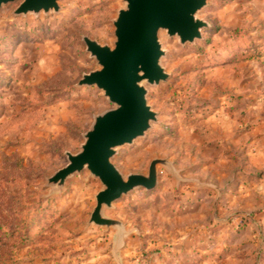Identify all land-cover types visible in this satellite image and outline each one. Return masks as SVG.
<instances>
[{"label":"rangeland","instance_id":"obj_1","mask_svg":"<svg viewBox=\"0 0 264 264\" xmlns=\"http://www.w3.org/2000/svg\"><path fill=\"white\" fill-rule=\"evenodd\" d=\"M20 3L0 10V264H264V183L223 203L208 198L234 176L239 150L264 165V139L253 136L264 132V0H208L198 17L209 27L194 43L159 33L169 78L145 84L158 121L112 161L127 177L166 159L184 181L159 166L153 191L104 209L131 232L123 244L117 228L90 223L99 179L85 170L62 188L47 180L80 152L95 117L115 108L79 86L99 69L83 38L114 47L126 4L64 0L57 13L16 15Z\"/></svg>","mask_w":264,"mask_h":264},{"label":"water","instance_id":"obj_2","mask_svg":"<svg viewBox=\"0 0 264 264\" xmlns=\"http://www.w3.org/2000/svg\"><path fill=\"white\" fill-rule=\"evenodd\" d=\"M21 1L16 15L57 13L64 0H0L3 6ZM125 8L113 22L114 47L101 45L84 37L87 51L97 61L99 69L83 76L79 86L96 87L115 106L94 119L85 134L78 154L67 153L68 164L47 180L51 186L62 188L66 180L87 170L99 179L103 189L96 196L90 223L100 227H115L123 244L131 235L125 225L103 215L104 209L130 192L143 188L154 190L158 185L159 166L165 167L179 182L180 171L166 159L151 162L148 175L125 177L113 164L117 150L142 138L158 121L157 113L148 103L145 84L159 86L169 78L161 64L165 55L159 33L177 37L181 44L202 39L209 24L198 17L208 0H123Z\"/></svg>","mask_w":264,"mask_h":264},{"label":"crops","instance_id":"obj_3","mask_svg":"<svg viewBox=\"0 0 264 264\" xmlns=\"http://www.w3.org/2000/svg\"><path fill=\"white\" fill-rule=\"evenodd\" d=\"M261 116L257 117V121L259 120H263ZM235 122V121H234ZM230 127L236 126L237 123H233L231 122V124L229 123ZM229 127V129H230ZM257 132L256 134L254 133L253 136H255V139H259V140H263L264 139V132ZM239 133V132H238ZM246 134L244 131L240 132V134L236 135V138H238V140H242L243 138H246ZM262 146L259 147V151L258 153H260L258 156H260L262 158V161L264 163V145L261 142L260 143ZM238 155L236 156V159L232 160V163L234 164V171L231 178H229V180L227 181V177H225L226 182L223 183V187H221V195H218L216 197L212 196V197H208L210 198H215V203H218L220 201V199L222 200L221 203H223L225 200H227V198H231V194H236L238 192H240L241 190V186L244 184H247L252 193H256V189H255V184L258 186H262V184L264 183V165H249L248 163V155L242 151L239 150L238 151ZM243 160H247V162L245 163ZM234 178V179H233ZM214 192V191H213ZM237 192V193H235ZM230 194V195H229Z\"/></svg>","mask_w":264,"mask_h":264},{"label":"trees","instance_id":"obj_4","mask_svg":"<svg viewBox=\"0 0 264 264\" xmlns=\"http://www.w3.org/2000/svg\"><path fill=\"white\" fill-rule=\"evenodd\" d=\"M147 191H149V190H147ZM151 191H153V190H151Z\"/></svg>","mask_w":264,"mask_h":264}]
</instances>
